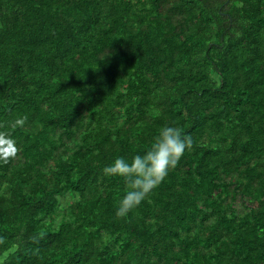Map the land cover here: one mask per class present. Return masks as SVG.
Segmentation results:
<instances>
[{
  "label": "trees",
  "instance_id": "trees-1",
  "mask_svg": "<svg viewBox=\"0 0 264 264\" xmlns=\"http://www.w3.org/2000/svg\"><path fill=\"white\" fill-rule=\"evenodd\" d=\"M163 125L192 147L117 217ZM0 137V264H264V0H0Z\"/></svg>",
  "mask_w": 264,
  "mask_h": 264
},
{
  "label": "clouds",
  "instance_id": "clouds-1",
  "mask_svg": "<svg viewBox=\"0 0 264 264\" xmlns=\"http://www.w3.org/2000/svg\"><path fill=\"white\" fill-rule=\"evenodd\" d=\"M25 120L26 117L19 118L15 123L22 125ZM5 143L14 149L15 142L11 138H7ZM192 143V138L182 133L178 126L163 125L147 148L131 158L118 156L104 166L102 171L106 177H119L126 182V190L118 201L115 215L126 218L150 201L151 195L177 167Z\"/></svg>",
  "mask_w": 264,
  "mask_h": 264
},
{
  "label": "rangeland",
  "instance_id": "rangeland-1",
  "mask_svg": "<svg viewBox=\"0 0 264 264\" xmlns=\"http://www.w3.org/2000/svg\"><path fill=\"white\" fill-rule=\"evenodd\" d=\"M60 202L62 203V205H66L68 202H70V197H65L60 199Z\"/></svg>",
  "mask_w": 264,
  "mask_h": 264
}]
</instances>
